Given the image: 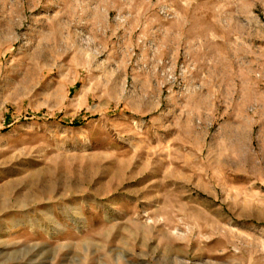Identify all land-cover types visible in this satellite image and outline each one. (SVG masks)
I'll return each mask as SVG.
<instances>
[{"label": "rangeland", "instance_id": "rangeland-1", "mask_svg": "<svg viewBox=\"0 0 264 264\" xmlns=\"http://www.w3.org/2000/svg\"><path fill=\"white\" fill-rule=\"evenodd\" d=\"M0 264H264V0H0Z\"/></svg>", "mask_w": 264, "mask_h": 264}]
</instances>
